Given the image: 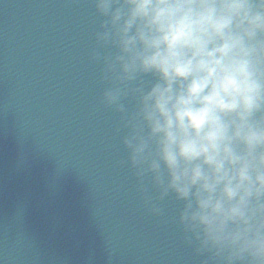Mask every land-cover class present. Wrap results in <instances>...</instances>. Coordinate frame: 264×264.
I'll return each mask as SVG.
<instances>
[{
	"label": "clouds",
	"instance_id": "1",
	"mask_svg": "<svg viewBox=\"0 0 264 264\" xmlns=\"http://www.w3.org/2000/svg\"><path fill=\"white\" fill-rule=\"evenodd\" d=\"M90 2L101 102L149 211L178 203L200 264H264V0Z\"/></svg>",
	"mask_w": 264,
	"mask_h": 264
},
{
	"label": "water",
	"instance_id": "2",
	"mask_svg": "<svg viewBox=\"0 0 264 264\" xmlns=\"http://www.w3.org/2000/svg\"><path fill=\"white\" fill-rule=\"evenodd\" d=\"M100 21L90 0H0V264H200L101 102Z\"/></svg>",
	"mask_w": 264,
	"mask_h": 264
}]
</instances>
